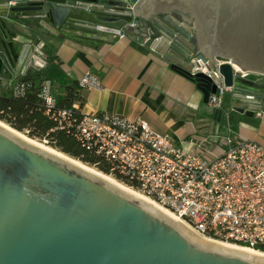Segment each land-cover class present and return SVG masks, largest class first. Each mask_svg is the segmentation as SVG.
I'll return each mask as SVG.
<instances>
[{
    "label": "water",
    "instance_id": "1",
    "mask_svg": "<svg viewBox=\"0 0 264 264\" xmlns=\"http://www.w3.org/2000/svg\"><path fill=\"white\" fill-rule=\"evenodd\" d=\"M8 13L42 33L132 35L196 72L204 102L218 91L199 69L207 66L223 76L220 85L210 72L233 108L264 111V0H0V74L24 63L33 42ZM242 99L259 102L240 107ZM0 264H264V254L203 239L138 193L0 124Z\"/></svg>",
    "mask_w": 264,
    "mask_h": 264
},
{
    "label": "built area",
    "instance_id": "2",
    "mask_svg": "<svg viewBox=\"0 0 264 264\" xmlns=\"http://www.w3.org/2000/svg\"><path fill=\"white\" fill-rule=\"evenodd\" d=\"M223 61L218 59V66ZM199 69L217 86L208 104L228 114L223 106L228 88L224 84L220 87L223 76L207 66ZM212 71L220 85L210 74ZM195 74L190 72L191 77ZM241 74L253 75L247 71ZM101 86L90 71L78 80L81 95L84 89ZM27 87L19 79L11 89L17 96L23 95ZM40 94L57 128L72 134L98 158L93 166H104L107 174L169 210L200 236L264 252V142L228 128L214 147L207 137L188 147L154 130L141 117L108 111L86 113L79 100L70 108L52 110L56 93L48 79L43 81ZM42 141L48 144V140ZM216 146L223 147L221 153L216 152Z\"/></svg>",
    "mask_w": 264,
    "mask_h": 264
},
{
    "label": "crops",
    "instance_id": "3",
    "mask_svg": "<svg viewBox=\"0 0 264 264\" xmlns=\"http://www.w3.org/2000/svg\"><path fill=\"white\" fill-rule=\"evenodd\" d=\"M7 19L33 42L24 63L16 62L12 72L2 69V93L10 90L22 76L39 74L52 82L56 94H65L67 85L76 83L90 71L102 86L82 91L81 107L86 113L108 111L131 118L141 117L154 130L188 147L205 137L214 147L228 128L245 138L264 142L263 110L253 114L236 110L228 90L223 96L228 114L215 119L214 110L204 102L197 83L174 68L161 52L132 35L95 37L82 28L42 33L24 16L16 18L8 13ZM256 76L262 75H251ZM255 102L259 101L242 99L238 104L242 107ZM215 150L221 153L223 147L216 146Z\"/></svg>",
    "mask_w": 264,
    "mask_h": 264
},
{
    "label": "trees",
    "instance_id": "4",
    "mask_svg": "<svg viewBox=\"0 0 264 264\" xmlns=\"http://www.w3.org/2000/svg\"><path fill=\"white\" fill-rule=\"evenodd\" d=\"M44 80L39 74H26L20 78L21 82L28 85L23 95H14L12 89L0 92V120L31 138L46 139L50 146L93 166L98 158L83 148L72 134L57 128V122L46 113L47 106L40 94ZM78 100L82 104L83 98L78 91L77 81L66 86L65 94H55V106L52 110L70 108ZM96 167L108 173L104 166Z\"/></svg>",
    "mask_w": 264,
    "mask_h": 264
},
{
    "label": "bare ground",
    "instance_id": "5",
    "mask_svg": "<svg viewBox=\"0 0 264 264\" xmlns=\"http://www.w3.org/2000/svg\"><path fill=\"white\" fill-rule=\"evenodd\" d=\"M0 124L6 126L7 128H9V129H11L12 131H14V132H16V133L22 135L23 137L29 139L30 141H32V142H34V143H36V144L42 145V146H44V147H47V148H49L50 150H54V151L60 153L61 155L65 156V157H68L69 159H71V160H73V161H75V162H77V163H80V164H82V165H84V166H86V167H88V168H90V169H92V170H94V171H97V172H99V173H101V174H103V175L109 177L110 179L116 181L117 183H119V184L125 186L126 188H128V189H130V190H132V191L138 193L139 195L145 197L146 199L152 201L150 198H148V197L145 196L144 194H142V193L138 192L137 190H135V189H133V188H131V187H129V186L123 184L122 182H120L119 180H117L116 178H114L113 176H111V175H109V174H106V173H104V172L98 170V169L95 168L94 166H91V165H89V164H87V163H84V162L80 161L79 159L74 158V157H72V156H70V155H68V154H65L64 152L60 151L59 149L54 148V147H52V146H50V145H48V144H46V143H43V142H41V141H39V140H37V139H33V138L29 137L28 135H26L24 132L19 131V130L15 129V128L11 127L9 124L3 122L2 120H0ZM152 202H153L154 204H156L157 206L163 208L162 206H160L159 204L155 203L154 201H152ZM163 209L166 210L168 213H170V214H171L172 216H174L175 218H177V217H176L172 212H170L169 210H167V209H165V208H163ZM177 219H178V218H177ZM181 222H182V221H181ZM182 223H183V222H182ZM183 224H184V223H183ZM184 225H185V224H184ZM187 227H188V226H187ZM191 230H192V229H191ZM192 231H193V230H192ZM193 232H194V231H193ZM195 233H196V232H195ZM196 234H197V233H196ZM198 235H199V234H198ZM199 236H200V235H199ZM200 237H202V236H200ZM202 238H203V239H206V240H211V241H215V242H218V243H222V244H225V245H227V246L236 247V248H238V249H247V250H250V251L260 252V253H263V254H264L263 251H260V250H257V249H254V248H251V247H248V246H243V245H239V244L223 242V241H219V240L208 239V238H205V237H202Z\"/></svg>",
    "mask_w": 264,
    "mask_h": 264
},
{
    "label": "rangeland",
    "instance_id": "6",
    "mask_svg": "<svg viewBox=\"0 0 264 264\" xmlns=\"http://www.w3.org/2000/svg\"><path fill=\"white\" fill-rule=\"evenodd\" d=\"M226 99H228V96H226ZM4 122V121H3ZM25 133V132H24ZM26 134V133H25ZM27 135V134H26ZM33 139H37V138H33ZM37 140H39V141H41V142H43L42 140H40V139H37ZM44 143V142H43ZM49 145V144H48Z\"/></svg>",
    "mask_w": 264,
    "mask_h": 264
}]
</instances>
